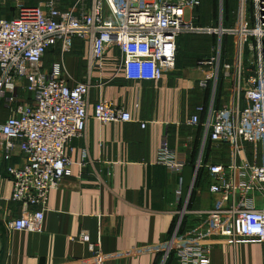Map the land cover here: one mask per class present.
Listing matches in <instances>:
<instances>
[{
  "label": "built area",
  "instance_id": "built-area-1",
  "mask_svg": "<svg viewBox=\"0 0 264 264\" xmlns=\"http://www.w3.org/2000/svg\"><path fill=\"white\" fill-rule=\"evenodd\" d=\"M4 1L0 0V8ZM84 1L62 12L55 0L36 6L16 0L15 18H0V102L9 113L0 123V152L6 163L15 153L21 155L20 165L7 166L10 202L19 206V216L7 225L9 231L42 232L49 194L69 175L67 148L84 136L89 119L90 83L70 86L62 60L45 68L46 52L59 45L64 55L72 40L78 39L88 45L90 73L103 72L107 52L115 49L119 58L114 76L121 74L129 82H158L175 70L177 40L194 30L195 11L204 1H220L222 6V0H90L83 10ZM245 3L238 4L237 29L226 32L235 39L234 53L222 60L225 48L213 46L215 54L204 66L215 65V76L206 74L200 82L203 89L211 85L214 95L218 78L231 79L230 99L219 107L213 103L197 107L187 122L199 126V116L206 114L201 123L205 138L212 145L230 148L226 165L197 162V171L207 170L209 193L218 196L219 203L209 211L185 208L179 214L171 238L159 250L160 264H211L210 251L218 243L264 245V0H253L252 29ZM207 33L215 35L216 30ZM247 36L254 38L255 48L252 42L243 45ZM246 50L254 69L241 85ZM18 92L29 95L30 101L26 103ZM92 118L101 125L132 121L125 107L105 101L96 103ZM245 144L259 147V163L239 157ZM158 156L170 174H179L187 166L167 139ZM189 216L190 228L181 230ZM77 239L89 243L85 232ZM93 248L92 260L80 264H105L111 259Z\"/></svg>",
  "mask_w": 264,
  "mask_h": 264
},
{
  "label": "crops",
  "instance_id": "crops-1",
  "mask_svg": "<svg viewBox=\"0 0 264 264\" xmlns=\"http://www.w3.org/2000/svg\"><path fill=\"white\" fill-rule=\"evenodd\" d=\"M55 1L58 7L72 8L77 3L73 0L62 6L60 0ZM85 2L87 9L90 0ZM186 44L188 52L182 51L175 70L158 82H129L121 74L114 76L119 58L115 49L107 52L103 72L90 73L88 45L78 39L72 40L64 55L59 45L46 52L45 57L49 52L54 58L49 65L44 63L45 68L62 60L70 86L90 83L89 119L84 136L67 148L69 175L49 194L40 234L7 228L19 216V206L10 202L7 166L20 165L21 155L15 153L6 163L0 152V264H80L92 260L93 247L111 257L105 264H160L159 250L171 238L179 214L185 208L209 211L218 205V196L209 193L207 170L197 171V162L226 165L230 148L212 145L205 138L201 123L206 114L199 116V126L187 122L197 107L212 103L219 107L229 101L231 87H224L225 80L220 77L216 94L212 95L211 85L201 88L206 69L195 60L196 47ZM18 95L26 103L30 101L29 95ZM99 101L125 107L132 121L101 125L92 118ZM1 107L6 112L4 122L9 113L3 104ZM142 123H146L144 129ZM164 139L187 165L179 174H170L159 164ZM239 157L259 163L260 149L245 144ZM189 218L185 217L181 230L190 228ZM83 232L89 243L77 239ZM210 263L264 264V245L218 243L211 248Z\"/></svg>",
  "mask_w": 264,
  "mask_h": 264
},
{
  "label": "rangeland",
  "instance_id": "rangeland-1",
  "mask_svg": "<svg viewBox=\"0 0 264 264\" xmlns=\"http://www.w3.org/2000/svg\"><path fill=\"white\" fill-rule=\"evenodd\" d=\"M16 0H5L3 6L0 8V17L6 19H13L17 14V3ZM38 0H18L20 4L27 5V4H35ZM62 2V6H66L67 4L72 3L73 0H60ZM86 1V0H85ZM84 1V8L88 6V2ZM88 1V0H87ZM240 0H222V6H220V1L211 2V1H204L201 6L196 10V21H193L192 27L193 31L182 35L177 40V60L176 64L178 65V59L182 54V51L188 52L187 42H190V45H194L195 47H199L196 51L197 59L196 62H199V67L206 69V74H211L215 76V65L213 66H204L207 59L215 54V50H213L212 46H225V43L230 49V52L234 53L235 47V39L232 36H227L226 32L230 30L237 29V8ZM77 0L73 1L76 3ZM246 9H247V18L249 22L250 29H252V17H253V0H246ZM60 7L62 12L70 10L69 7ZM80 7V6H79ZM222 7V10L221 8ZM81 8V7H80ZM216 30L215 35L207 33V30ZM205 32H200L204 31ZM254 38L251 36H247L243 39V45L248 46L251 42L254 44ZM213 52V53H212ZM57 54V52H56ZM211 55V56H210ZM54 55L47 53L46 57L44 56V63L45 65H49V63L53 60ZM244 61L245 65V73L242 72L241 74V85H243V79L248 77L249 70L250 72L253 71L254 68H250V63L253 62L252 55L249 51H245L244 54ZM221 71V69H220ZM234 72H230L233 76ZM238 75V72H237ZM234 80V79H233ZM219 82V78H218ZM227 84V85H226ZM234 84V83H233ZM231 79H226L224 87H231ZM218 87V84H217ZM217 90V89H216ZM27 98V97H25ZM0 103V122H3L6 112L4 113ZM245 146V145H242ZM241 148V146H240ZM224 154V151H223Z\"/></svg>",
  "mask_w": 264,
  "mask_h": 264
},
{
  "label": "trees",
  "instance_id": "trees-1",
  "mask_svg": "<svg viewBox=\"0 0 264 264\" xmlns=\"http://www.w3.org/2000/svg\"><path fill=\"white\" fill-rule=\"evenodd\" d=\"M211 2H216V1H211ZM60 8V7H59ZM1 12V11H0ZM1 18V17H0ZM188 43V42H187ZM224 47V46H223ZM199 47H196V50L198 49ZM177 49H178V47H177ZM195 50V51H196ZM197 52V51H196ZM198 53V52H197ZM222 53H224L225 55H223V57H222V60L223 59H225L226 57H228L229 56V54H230V49H228V47H227V45H226V43H225V50H223L222 49ZM193 56H195V54L193 55ZM176 60H177V57H176Z\"/></svg>",
  "mask_w": 264,
  "mask_h": 264
}]
</instances>
